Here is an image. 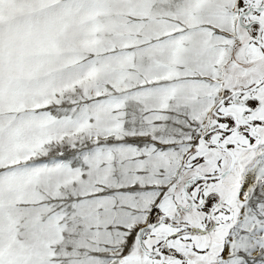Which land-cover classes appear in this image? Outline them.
<instances>
[{
  "label": "snow or ice",
  "instance_id": "obj_1",
  "mask_svg": "<svg viewBox=\"0 0 264 264\" xmlns=\"http://www.w3.org/2000/svg\"><path fill=\"white\" fill-rule=\"evenodd\" d=\"M0 264H264V0H0Z\"/></svg>",
  "mask_w": 264,
  "mask_h": 264
}]
</instances>
